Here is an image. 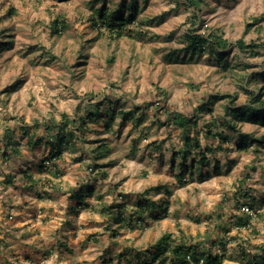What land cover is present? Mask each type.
Wrapping results in <instances>:
<instances>
[{"label":"rangeland","instance_id":"1","mask_svg":"<svg viewBox=\"0 0 264 264\" xmlns=\"http://www.w3.org/2000/svg\"><path fill=\"white\" fill-rule=\"evenodd\" d=\"M135 1L116 35L96 10L121 0H0V264H178L154 257L164 233L221 264H264V125L231 119L264 84V0ZM191 30L221 36L227 54L190 56ZM88 110L98 118L76 124ZM186 134L212 149L205 163L182 162Z\"/></svg>","mask_w":264,"mask_h":264},{"label":"trees","instance_id":"2","mask_svg":"<svg viewBox=\"0 0 264 264\" xmlns=\"http://www.w3.org/2000/svg\"><path fill=\"white\" fill-rule=\"evenodd\" d=\"M202 0H183V4L188 6L191 9H195L198 4H200ZM118 9H115L112 11L108 7H105V5L101 6L96 10V14L98 15L99 22H101L105 27H107L110 31H115L116 35H125L129 31L125 30V26L128 23H131L135 20V16L133 14V11L136 8V1L135 0H129L128 3H125V0H121V3L119 4ZM120 8V9H119ZM127 10V16L124 17V11ZM98 23L94 22V25L96 26ZM53 27L55 31L60 34L61 28L65 27L63 23H60L58 20H55L53 23ZM184 40H185V48L184 51L188 52L190 56L201 55L204 54L206 51L211 52L214 55H217L219 58L226 55L227 47L229 43L223 39L219 35H215L213 33L209 34H202L197 33L196 30L187 31L184 34ZM4 46L9 44L7 41L1 42ZM238 48L240 50L248 49L251 54H257L256 48L259 47L257 43L254 41H250L248 44H244L243 41L238 40L236 42ZM264 44V43H263ZM262 44V45H263ZM261 45V44H260ZM2 46L1 48H3ZM170 59H178L179 55L177 53L169 54L167 55ZM263 70L256 74V78H259L263 80L264 83V64H262ZM264 95V84L261 85L257 93H252L250 99L245 105L237 106V107H231L233 115L231 119H243L247 120L249 122H253L255 124L264 125V99H262ZM220 97L218 95H212L211 96V102H214L218 100ZM207 103H203L200 105V109H207ZM140 108L136 107L134 110H128V111H110V119L114 118L116 115L121 116V120L128 121L130 120L134 113L138 111ZM98 112L93 110H88L87 114L84 117H79L78 121H76V124L79 126H85L86 120L94 121L98 118ZM170 117L171 121L175 123L180 128H188L190 125H195L196 120L194 117H186L182 114L167 113V118ZM67 123V122H66ZM66 123L59 125V131L55 134V138L59 141V143L65 144L68 141V138L72 135L71 131L66 130ZM228 126L231 128H234L235 125L230 123L228 121ZM106 127L108 125L106 124ZM25 134H28V130L24 129L23 131ZM210 134V133H209ZM221 133H219L220 135ZM186 149L185 152L181 154L182 162H185L187 157L189 156L192 160V162L197 163H205L207 161L206 153L211 152L212 149L210 147H207L204 150H201V145L197 140H193L190 138L189 135H184L183 140ZM195 148L197 152L196 155H192L190 148ZM98 149H102V147H98ZM59 153H51V156H58ZM253 198V197H252ZM251 198V199H252ZM246 204V203H243ZM242 204V205H243ZM139 210L132 212L131 215H136L141 218V215L144 213L145 209L148 208V203L146 199H143L142 202L139 203ZM152 207H156V204L151 203ZM158 206V205H157ZM161 207L163 205H160ZM250 207V206H249ZM251 208V207H250ZM162 211H166L164 208ZM239 225L245 226L248 222L242 221V219L237 221ZM131 224V222H130ZM155 252L154 257H159L162 255L166 250L170 251V254L174 258V261L178 264H221L222 258L219 254H213V252H200L198 251L197 244H186L182 241H176L175 239L171 238V235L169 233L162 234L157 241L155 242ZM262 259L264 258V248L263 252L260 256ZM172 260V259H171Z\"/></svg>","mask_w":264,"mask_h":264},{"label":"built area","instance_id":"3","mask_svg":"<svg viewBox=\"0 0 264 264\" xmlns=\"http://www.w3.org/2000/svg\"><path fill=\"white\" fill-rule=\"evenodd\" d=\"M241 211H243V212H246V213H251V210H250V208L248 207V205H241Z\"/></svg>","mask_w":264,"mask_h":264}]
</instances>
